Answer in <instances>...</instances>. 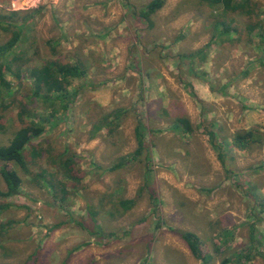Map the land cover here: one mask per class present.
Wrapping results in <instances>:
<instances>
[{
    "label": "rangeland",
    "instance_id": "rangeland-1",
    "mask_svg": "<svg viewBox=\"0 0 264 264\" xmlns=\"http://www.w3.org/2000/svg\"><path fill=\"white\" fill-rule=\"evenodd\" d=\"M149 1L29 0L14 10L12 0H0V44L22 25L10 52L21 55L13 68L21 65L22 75L6 74L12 88L0 96V144L25 124L19 111L31 87L28 68L77 59L88 67L72 83L78 95L68 111L33 140L40 154L28 148L26 168L10 163L23 185L0 198L7 206L0 264H203L179 230L199 235L206 264H264V0H254L251 17L230 13L231 29L219 37L220 8L166 0L150 25L139 17ZM27 104L35 114L45 110L39 99ZM116 113L113 132L97 129ZM179 117L194 131L183 132ZM139 118L147 148L135 159ZM248 129L262 143L240 150L233 134ZM214 142L223 143L224 161ZM68 158L81 180L61 171ZM48 172L68 194L53 190ZM120 198L136 203L118 214ZM89 207L102 211L100 228ZM237 253L249 257L236 261Z\"/></svg>",
    "mask_w": 264,
    "mask_h": 264
},
{
    "label": "trees",
    "instance_id": "trees-1",
    "mask_svg": "<svg viewBox=\"0 0 264 264\" xmlns=\"http://www.w3.org/2000/svg\"><path fill=\"white\" fill-rule=\"evenodd\" d=\"M201 3L210 5L211 7L220 8V13L214 16V36H222L228 34L231 29L230 23H226V17L230 13H239L251 17L255 13V1L254 0H198ZM166 0H151L139 10V17L148 21L152 25V15L161 9ZM19 11L11 12V15H17ZM254 28V27H252ZM22 25H18L17 30L13 33L12 37L4 44H0V96L5 92H8L12 88V82L6 77L8 72L15 75L17 78H21L22 66L18 65L16 69L13 68V63L17 60H22L21 55H10L13 47L16 45L21 37ZM29 78L31 79V87L29 94L25 96L26 102L20 104L19 117L20 121L25 123L22 127L18 128L8 144H0V161L3 165L0 168V173L6 183V189L0 188V198H9L13 195L20 194L23 185V178L19 172L10 166L11 162H14L26 168L27 163V149L31 148L33 151V157H37L40 151L33 146V140L43 134L47 124L55 126L57 123L52 120L51 117L56 113L62 111H68L78 95V90H71V86L74 80L83 79L86 77L88 67L81 60L77 59L74 63H63L59 60H49L41 66H35L28 68ZM39 99L44 103L43 114L34 113L33 109L28 110L27 101L30 104H34ZM35 105V104H34ZM121 113H116L113 121H106L97 125V129H101L102 126H107L109 131L113 132V124L115 120L120 118ZM177 121L182 125L183 132L189 133L194 131V126L189 118L179 117ZM146 126L144 122L139 118L135 127V136L138 147L132 153L133 158L140 159L144 150H146ZM211 135L214 133L209 132ZM262 143V138L255 134L254 129L239 130L233 134L232 143L240 150H250L254 143ZM213 148L218 151L219 158L224 161V154L221 150L223 143H213ZM62 172L66 173L69 180H81L77 176L73 159H64L60 162ZM122 165H114L111 169L120 168ZM46 172V171H45ZM42 176V175H41ZM47 176L51 181L53 190H59L65 195L66 182L63 180H56V172H48ZM55 178V179H54ZM68 194V192L66 191ZM65 200V196L61 198ZM136 201L135 199L120 198L117 203L113 204V211H117L118 214L124 213L130 210ZM6 205L0 204V209L6 208ZM101 208H106V202H102ZM88 213L90 219L94 221V226L100 228L98 221L100 212L89 207ZM110 211V214L114 216V212ZM100 230V229H99ZM99 232V231H98ZM94 234V232L92 233ZM179 234L186 241L191 253L194 257L199 259L203 264L208 262V255L203 252L200 237L197 233L189 230H179ZM236 261H241L243 257L248 258L249 255L245 253H237ZM225 262H227L225 260Z\"/></svg>",
    "mask_w": 264,
    "mask_h": 264
},
{
    "label": "built area",
    "instance_id": "built-area-1",
    "mask_svg": "<svg viewBox=\"0 0 264 264\" xmlns=\"http://www.w3.org/2000/svg\"><path fill=\"white\" fill-rule=\"evenodd\" d=\"M22 3L25 4L26 6H23ZM28 3H29V0H23V1H21V0H12V8L14 10L27 9L28 8L27 7ZM19 4H21L20 7H19Z\"/></svg>",
    "mask_w": 264,
    "mask_h": 264
}]
</instances>
